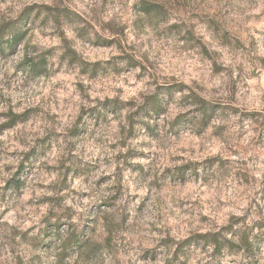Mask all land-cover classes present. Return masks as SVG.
Instances as JSON below:
<instances>
[{"label": "clouds", "instance_id": "obj_1", "mask_svg": "<svg viewBox=\"0 0 264 264\" xmlns=\"http://www.w3.org/2000/svg\"><path fill=\"white\" fill-rule=\"evenodd\" d=\"M0 264H264V0H0Z\"/></svg>", "mask_w": 264, "mask_h": 264}]
</instances>
